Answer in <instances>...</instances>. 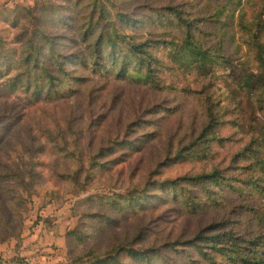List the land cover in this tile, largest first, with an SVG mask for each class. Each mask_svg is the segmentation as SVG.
<instances>
[{
	"label": "rangeland",
	"instance_id": "1",
	"mask_svg": "<svg viewBox=\"0 0 264 264\" xmlns=\"http://www.w3.org/2000/svg\"><path fill=\"white\" fill-rule=\"evenodd\" d=\"M90 1L0 0V261L96 264L95 258L111 255L117 247L128 248L134 235L142 230L138 247L159 248L158 252L150 251L142 264H208L191 249L175 252L161 244L188 238L207 223L222 218H229L233 228L240 232L254 229L251 212L238 207L252 200L254 204L258 202V196H249L254 191L238 195L213 187L215 201H211L200 192L204 189L194 188L191 191L196 193L194 200L199 206L193 213L179 203L178 192L175 195L178 201H173L168 190L148 189L152 197L135 196L143 205L134 209L135 201L129 204L117 194L143 188L150 177L173 178L206 170L212 162L225 164L249 138L250 124L261 120L258 105L252 96L235 90L232 78L221 65L214 77L203 79L176 70L169 62L171 54L167 46L152 48L153 54L164 60L155 74L166 88L113 78L107 71L109 64L95 61L85 39L79 35L91 12ZM182 1L113 0V5L138 20L133 31L123 28L126 34L148 38L155 33L170 40L180 37V30L171 15L157 9ZM185 1L184 7L189 12L199 5L197 0ZM212 1L221 10L222 23H200L201 39L220 47L229 57L238 58L232 63L238 65L237 71L255 73L249 37L261 35L263 41L264 31L248 32L240 27L237 16L241 14V21H249L259 9L260 0ZM37 29L55 40V52L66 57L75 52L84 63L64 65L62 75L47 60L48 48L43 46V39L39 40L40 62L60 79L54 80L52 86L42 81L44 88L33 95L32 89H23L26 76L19 58L26 41ZM15 75L19 81L10 85L8 81ZM69 75L79 80L73 81ZM204 86L211 87L214 96L224 95L222 103H235L225 117H235L237 124L226 123L218 129V134L229 140L213 143L212 158L205 163L186 160L166 163L157 167V175L150 174L164 160L166 144H175L199 123L201 116L193 92ZM230 90H235L234 94ZM147 133L153 135L139 143V150L109 171L93 170L84 185L83 173L78 184L59 177L61 173H72L78 166L86 167L89 154L98 145L118 137L138 139ZM61 138L67 151L64 154L57 152V147L63 145ZM243 189L244 193L249 192ZM114 200L118 209L112 208ZM120 259L126 264L130 262L124 250Z\"/></svg>",
	"mask_w": 264,
	"mask_h": 264
},
{
	"label": "trees",
	"instance_id": "2",
	"mask_svg": "<svg viewBox=\"0 0 264 264\" xmlns=\"http://www.w3.org/2000/svg\"><path fill=\"white\" fill-rule=\"evenodd\" d=\"M196 2L199 4L198 7L195 11L192 8L190 12L184 7L187 3L185 0L169 3L157 9L171 15L175 26L181 33L178 38L166 40L155 33H151V37L148 38L137 34H126L123 28L133 31L138 26L136 24L138 23L137 18L116 9L113 0H91V12L83 22L79 35L85 39L84 41L91 51V57L95 61L101 60L109 64L107 71L113 78L145 84L151 88L167 87L165 84H160L155 74L158 67L164 63L161 56L157 57L152 52V48L158 45L168 47L171 54L169 57L170 64L182 73H192L202 79L214 77L218 66L221 65L227 70L226 75L232 78L235 90H241L254 98L260 111L261 120L250 124L247 131V134H250L249 138L231 154L225 164L212 162L206 170L202 169L196 173H183L173 178L157 180L150 177L145 181L143 188L139 190L128 189L125 191V195H117L122 201L129 204L135 201L134 209L135 207L141 208L143 205L142 202L135 200V196L152 197L151 194H148V189H155L159 192L168 190L172 192L173 201L176 200L175 195L178 192L181 195L179 203L184 207L187 206L189 212L193 213L196 206H199V202L194 200L196 193L191 191L194 188L199 189V191L204 189L200 192L211 198V201H215L213 187L224 188L238 195H246L254 191L255 193H251L249 196H258V202L254 204L252 200L238 206L251 212L252 218L255 219L254 229L240 232L233 228L229 218H222L207 223L188 238L168 240L163 242L161 246H166L175 252H181L186 248L191 249L208 264H264V154H262L264 142V73H262L264 71V40H260L261 35L251 34L249 37V46L252 48L256 72L246 73L243 69L240 72L237 71L238 65L232 63L238 58L229 57L228 54H224V51L221 52L220 47L212 43L207 44L204 39H201L202 28L199 26L200 23L221 22L219 6L212 0H197ZM203 2L204 6H202ZM260 2L259 9L253 12L249 21H241V14L237 16L240 27L248 32L252 29H257L260 33L261 30L264 31V18L262 17L264 0H260ZM191 11H193L192 14ZM157 14L159 15V12ZM41 39H43V46L48 48L47 60L53 66L55 65L62 75H65L63 73L64 65H74L80 61L84 63L80 55L75 52L67 57L55 52L53 47L55 40L41 30H35L29 40L26 41L19 58L26 76L23 89L24 91L32 89L30 93L33 95H38L39 89H43L47 82L50 83L49 86H52L55 84L54 80L60 79L57 76L54 77L50 67L40 62L39 50L42 46L39 40L41 41ZM239 63L243 64V61H239ZM69 78L73 81L79 80L72 75H69ZM18 81V75H15L14 79H9L8 83L14 85ZM42 81L45 84H40ZM49 88L51 89V87ZM234 91L230 90L231 94H234ZM193 93L196 96V103L200 111L199 123L195 128L192 126L175 144H166L164 160L158 162L149 171L150 174L157 175L159 173L157 167L166 163L184 160L207 162L212 158V144H221L228 139L218 134L219 127L226 123L231 126L237 124L235 117H225L227 113H231L229 110H233L235 103H222V99L225 98L224 95L219 93L222 95L220 98L219 95L214 96L213 90L208 86H204L202 90ZM148 112L150 113L151 109ZM149 135H153V133H147L142 135V138L132 140H128L126 137L113 138L107 144L98 145L89 154L85 163L86 167L78 166L72 173H61L58 176L72 184H78L81 181L80 175L83 173L82 184L84 185L90 172L93 170L100 172L111 170L113 165L124 161L132 152L139 150V143L148 141ZM123 136H126V130L123 131ZM60 143L63 145L57 147V152L67 153L62 138ZM243 188H247L249 192L244 193ZM112 208H119L116 200H114ZM140 232L134 235L128 248L117 247L113 254L101 259L95 258L94 263L126 264L120 259V252L124 250L125 256L130 260L128 264H142L143 260L150 256V251L158 252L159 248L158 246L157 248L149 246V248L144 249L138 247L141 240Z\"/></svg>",
	"mask_w": 264,
	"mask_h": 264
},
{
	"label": "built area",
	"instance_id": "3",
	"mask_svg": "<svg viewBox=\"0 0 264 264\" xmlns=\"http://www.w3.org/2000/svg\"><path fill=\"white\" fill-rule=\"evenodd\" d=\"M0 264H6V262L4 260H1Z\"/></svg>",
	"mask_w": 264,
	"mask_h": 264
}]
</instances>
